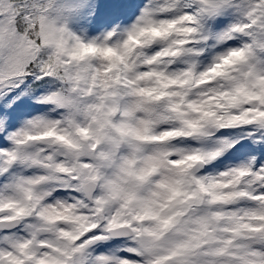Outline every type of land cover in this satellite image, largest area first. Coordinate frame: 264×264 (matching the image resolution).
<instances>
[{
    "label": "snow or ice",
    "instance_id": "1",
    "mask_svg": "<svg viewBox=\"0 0 264 264\" xmlns=\"http://www.w3.org/2000/svg\"><path fill=\"white\" fill-rule=\"evenodd\" d=\"M0 0V264H264V0Z\"/></svg>",
    "mask_w": 264,
    "mask_h": 264
},
{
    "label": "rangeland",
    "instance_id": "2",
    "mask_svg": "<svg viewBox=\"0 0 264 264\" xmlns=\"http://www.w3.org/2000/svg\"><path fill=\"white\" fill-rule=\"evenodd\" d=\"M108 7H111V2L110 0H102V10L104 8H108Z\"/></svg>",
    "mask_w": 264,
    "mask_h": 264
}]
</instances>
